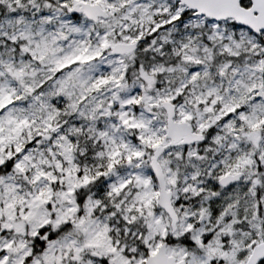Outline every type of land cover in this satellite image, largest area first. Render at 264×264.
Segmentation results:
<instances>
[{
    "label": "snow or ice",
    "instance_id": "obj_1",
    "mask_svg": "<svg viewBox=\"0 0 264 264\" xmlns=\"http://www.w3.org/2000/svg\"><path fill=\"white\" fill-rule=\"evenodd\" d=\"M0 264H264V0H0Z\"/></svg>",
    "mask_w": 264,
    "mask_h": 264
}]
</instances>
